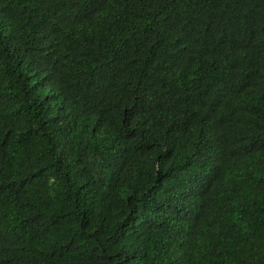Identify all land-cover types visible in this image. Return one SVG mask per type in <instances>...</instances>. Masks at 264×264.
Masks as SVG:
<instances>
[{
  "label": "trees",
  "instance_id": "1",
  "mask_svg": "<svg viewBox=\"0 0 264 264\" xmlns=\"http://www.w3.org/2000/svg\"><path fill=\"white\" fill-rule=\"evenodd\" d=\"M0 264H264V0H0Z\"/></svg>",
  "mask_w": 264,
  "mask_h": 264
}]
</instances>
